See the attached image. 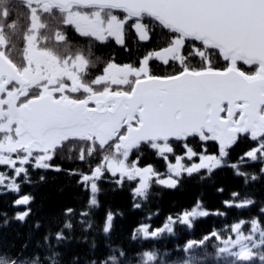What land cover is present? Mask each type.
Here are the masks:
<instances>
[{"label":"snow or ice","instance_id":"snow-or-ice-1","mask_svg":"<svg viewBox=\"0 0 264 264\" xmlns=\"http://www.w3.org/2000/svg\"><path fill=\"white\" fill-rule=\"evenodd\" d=\"M159 33L167 42L154 49ZM133 43L149 49L134 63L94 53ZM241 144L248 147L234 159ZM65 149L68 161L83 165L64 167ZM147 150L166 162V171L148 160ZM249 162L262 164L259 176L245 170ZM0 169V194H20L12 202L20 222L32 213L34 197L21 194L32 172L63 173L89 193L86 210L66 208L63 227L37 245L49 253L43 259L3 253L0 264H60L56 249L71 239L65 233L74 229L71 218L79 216L85 232L96 223L91 217L105 180L113 191L131 193L133 209H143L154 188L177 190L191 179L223 194L217 181L225 169L245 185L260 179L264 0H0ZM256 203L239 190L222 201L225 209ZM158 214H146L131 239L175 235L177 225L194 230L200 218L228 215L207 210L202 197L154 228L146 221ZM116 215L123 213H106L108 238ZM108 247L107 259L91 264H134L122 247ZM180 250L184 256L173 264H264V206L258 216L188 240ZM135 264L163 262L151 249L139 252Z\"/></svg>","mask_w":264,"mask_h":264},{"label":"trees","instance_id":"trees-1","mask_svg":"<svg viewBox=\"0 0 264 264\" xmlns=\"http://www.w3.org/2000/svg\"><path fill=\"white\" fill-rule=\"evenodd\" d=\"M70 38L78 39L73 33H70ZM129 38L131 39V37ZM167 38L166 33H159L154 37L152 48L163 47ZM15 42L17 46L16 55L19 57L23 42L19 38ZM147 50L149 49L138 47L133 43L127 50L120 48V46L114 48L97 47L94 49V53L104 59L111 55L115 57L117 62L134 63L137 57L142 58ZM247 147V144H241L237 147L233 158L235 159L237 155L242 154ZM68 155V150L65 149L62 153L64 167L72 168L83 165V162L68 161ZM71 155L75 157V153H71ZM146 155L148 160L154 163L161 172L166 171V162L159 157H154L151 150H147ZM261 167L260 162H249L245 170L259 176ZM85 170H87L86 166ZM42 174L46 175V180L41 182L39 177ZM30 179L32 183H23L21 186V194H31L34 197L31 205L32 213L26 222H20L13 218L17 208L13 206L12 202L20 194L11 192L0 194V254L8 253L15 256L23 252L24 257L29 258V260L34 259L37 254L43 259L49 253L45 247H38L37 245H43V238L49 230L55 232L63 227L66 217L62 213L66 208L73 207L77 212L85 211L89 193L87 190L78 187L74 179L63 173L35 171L32 172ZM217 183L219 186L225 187L226 191L223 194L217 192L215 186L209 183H198L195 179L188 180L182 188L177 190H164L156 187L153 189L150 203L145 204L143 209H133L132 196L128 190L113 191L111 183L106 180L102 181L100 183L102 192L99 195L101 206L93 211L91 217L96 223L92 229L85 232L83 231L84 225L78 222L80 217L71 218L74 225L73 231L69 233L65 229V233L71 239L56 249L61 253L58 257L60 264H91L93 260L102 262L110 254L109 244L112 248L122 247L127 257L134 264L139 252L151 249L158 252L159 260L163 264H173L174 261L184 256L180 249L188 240H199L204 234L227 228L240 219L250 220L258 216L260 207L264 206V176L245 185L243 178L235 176L231 169H225L220 173ZM233 190H239L243 195L255 199L257 203L245 209H225L222 201L227 199ZM198 197H202L207 210L213 212L217 210L227 211V217L210 215L207 218H200L194 230L177 225L175 235L165 233L159 238L148 241L131 239L134 228L138 226L139 221L145 220L146 214L158 212L159 214L154 215L151 221L146 222H150L154 228L162 227L169 214L194 206ZM109 209L113 213H123V216H115L110 238L102 232L106 213ZM4 213L7 215L5 216ZM37 222L40 223V228L35 227ZM249 227V225H245V232L248 231ZM93 241L96 245L94 249L92 247ZM214 243L215 241L209 243L207 247L209 253L214 252ZM25 244H27V248H24Z\"/></svg>","mask_w":264,"mask_h":264},{"label":"rangeland","instance_id":"rangeland-1","mask_svg":"<svg viewBox=\"0 0 264 264\" xmlns=\"http://www.w3.org/2000/svg\"><path fill=\"white\" fill-rule=\"evenodd\" d=\"M0 191H2V190H0Z\"/></svg>","mask_w":264,"mask_h":264}]
</instances>
